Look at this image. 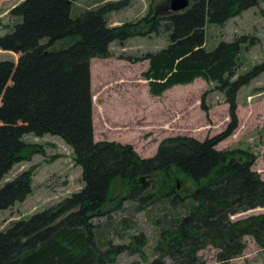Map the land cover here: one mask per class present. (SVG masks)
<instances>
[{
	"label": "trees",
	"instance_id": "trees-1",
	"mask_svg": "<svg viewBox=\"0 0 264 264\" xmlns=\"http://www.w3.org/2000/svg\"><path fill=\"white\" fill-rule=\"evenodd\" d=\"M79 1L24 0L11 11L17 20L12 32L19 40L65 46L40 50L16 70L0 53V180L27 159L26 136L49 135L72 149L83 187L55 207L0 231V264H114L123 247L105 242L96 222L107 216L113 183L124 181L129 199H135L144 194L146 180L156 175L169 186L166 199L184 209L182 216L164 220L159 230L155 250L164 252L170 264H205L199 254L207 249L216 251L218 264H230L243 256L247 237L264 250V214L232 219L264 208V180L253 170L254 157L241 150L217 149L237 130L238 93L264 73V61L237 74L242 47L248 40L255 44V38L246 35L221 41L213 51L205 48L207 24L225 27L263 0H190L183 12L159 17L151 10L137 23L118 27L111 26L109 15L126 3L107 2L73 17V5ZM152 34L166 36L168 46L127 58L148 62L142 76L149 94L161 98L175 87L202 79L225 96L231 122L223 133L203 141L186 136L165 139L156 155L145 159L130 145L96 142L91 62L111 58L114 43L125 45L135 36ZM206 95L202 110L208 114ZM177 176L191 181L194 189L182 194ZM32 193L29 170L0 188V211L11 210Z\"/></svg>",
	"mask_w": 264,
	"mask_h": 264
},
{
	"label": "rangeland",
	"instance_id": "rangeland-1",
	"mask_svg": "<svg viewBox=\"0 0 264 264\" xmlns=\"http://www.w3.org/2000/svg\"><path fill=\"white\" fill-rule=\"evenodd\" d=\"M22 1L0 0V46H5L0 48V53L6 55L4 60L14 64L15 70L40 50L65 46L47 40L25 42L15 37L12 29L17 20L11 16V11ZM171 1L82 0L74 3L72 16L107 2L126 3L124 8L109 15L111 26L118 27L137 23L151 10L159 17L165 16L171 12ZM245 35L254 37L255 44L250 45L248 40V44L242 47L238 75L248 73L264 61V0L259 7L231 19L225 27L207 24L205 48L213 51L221 41L232 42ZM167 46L168 40L162 34L139 35L125 45L112 44L111 58L92 60L91 93L96 142L130 145L141 158L146 159L156 155L165 139L186 136L203 141L228 128L230 106L225 96L214 90L215 84L199 79L192 85L175 87L161 98L149 94L148 83L142 76L148 69V62L132 63L127 58L161 51ZM205 94L208 114L202 110ZM237 116V130L217 149L241 150L252 155L255 160L253 170L264 180V73L238 93ZM25 141L30 145L27 159L0 180V188L19 174L32 170L33 193L11 210L0 211V231L6 230L14 221L28 219L55 207L83 187L82 169L76 166L72 149L60 138L28 135ZM177 177V182H182L178 184L182 194L194 189L191 181ZM146 184L144 194L129 199L127 184L122 180L115 181L111 190L112 200L105 209L107 216L96 221L105 242L123 247V253L116 256L114 264H153L159 259L170 264L164 252L155 250L159 230L164 220L182 216L184 209L176 207V204L173 206L170 199H166L170 190L162 175L148 178ZM262 214L264 208H258L232 219L238 221ZM245 241L247 249L243 256L230 264H264V250L250 237ZM199 256L205 264H218L213 249L204 250Z\"/></svg>",
	"mask_w": 264,
	"mask_h": 264
},
{
	"label": "water",
	"instance_id": "water-1",
	"mask_svg": "<svg viewBox=\"0 0 264 264\" xmlns=\"http://www.w3.org/2000/svg\"><path fill=\"white\" fill-rule=\"evenodd\" d=\"M190 6V0H172L169 10L173 13H179L187 10Z\"/></svg>",
	"mask_w": 264,
	"mask_h": 264
}]
</instances>
